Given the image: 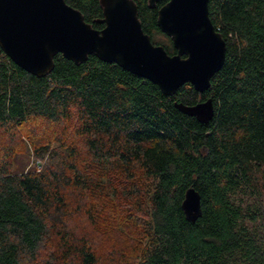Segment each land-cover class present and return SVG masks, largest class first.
<instances>
[{
  "label": "trees",
  "instance_id": "obj_1",
  "mask_svg": "<svg viewBox=\"0 0 264 264\" xmlns=\"http://www.w3.org/2000/svg\"><path fill=\"white\" fill-rule=\"evenodd\" d=\"M66 1L105 27L101 0ZM134 1L153 43L175 54L157 24L168 0ZM209 11L226 60L204 92L166 95L96 55L58 53L36 76L0 47V264H264V0ZM209 99L208 123L175 106ZM36 120L59 132L31 140L45 162L25 170L17 131ZM191 186L195 220L182 207Z\"/></svg>",
  "mask_w": 264,
  "mask_h": 264
},
{
  "label": "water",
  "instance_id": "obj_2",
  "mask_svg": "<svg viewBox=\"0 0 264 264\" xmlns=\"http://www.w3.org/2000/svg\"><path fill=\"white\" fill-rule=\"evenodd\" d=\"M159 1L149 0L150 7ZM209 2L168 0L159 9L157 24L177 50L169 54L144 31L134 0H101L102 29L66 0H0V47L36 76L53 70L58 53L77 64L96 55L154 82L166 95L173 96L186 83L204 92L226 60V41L210 17ZM175 106L203 123L215 113L210 99ZM182 207L191 220L201 214L202 197L195 187L188 188Z\"/></svg>",
  "mask_w": 264,
  "mask_h": 264
},
{
  "label": "rangeland",
  "instance_id": "obj_3",
  "mask_svg": "<svg viewBox=\"0 0 264 264\" xmlns=\"http://www.w3.org/2000/svg\"><path fill=\"white\" fill-rule=\"evenodd\" d=\"M59 132L58 128L49 126L42 121H31V124L26 125L22 128H19L17 131V140L15 142L16 148V164L19 166H25V170L30 168L42 169L45 160L36 159L34 154V147L32 141L36 137L47 136L46 138H54L56 132ZM0 140L3 142L5 138L0 137ZM132 232V231H131ZM113 238H120L119 232H111L109 235ZM136 237V236H135ZM110 244L107 241H104V251L108 250ZM105 253V252H104Z\"/></svg>",
  "mask_w": 264,
  "mask_h": 264
}]
</instances>
